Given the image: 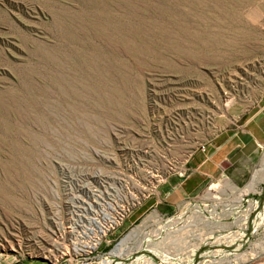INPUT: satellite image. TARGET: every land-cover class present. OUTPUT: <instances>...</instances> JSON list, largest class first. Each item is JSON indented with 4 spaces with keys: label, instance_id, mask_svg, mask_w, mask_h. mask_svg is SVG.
<instances>
[{
    "label": "rangeland",
    "instance_id": "rangeland-1",
    "mask_svg": "<svg viewBox=\"0 0 264 264\" xmlns=\"http://www.w3.org/2000/svg\"><path fill=\"white\" fill-rule=\"evenodd\" d=\"M263 96L264 0H0V264L248 256L264 240L263 113L248 122ZM233 136L252 157L242 186L221 177L175 209L140 208ZM102 209L115 220L86 251ZM198 217L209 227L161 243L170 255L151 246Z\"/></svg>",
    "mask_w": 264,
    "mask_h": 264
},
{
    "label": "crops",
    "instance_id": "crops-1",
    "mask_svg": "<svg viewBox=\"0 0 264 264\" xmlns=\"http://www.w3.org/2000/svg\"><path fill=\"white\" fill-rule=\"evenodd\" d=\"M257 108V113L248 122H255L262 113L264 117V96ZM237 140L236 136H233L220 145L209 142L208 145L213 147L210 155L198 150L193 152L186 161L184 171L169 176L159 186L157 193L146 200L140 208L151 204L162 211L175 209L183 202L196 198L206 185L221 177L228 178L237 187L242 186L248 172L243 167L248 165L252 157H246V160L242 161L238 158L237 153H242V148L247 150V146L243 145L241 148Z\"/></svg>",
    "mask_w": 264,
    "mask_h": 264
},
{
    "label": "bare ground",
    "instance_id": "bare-ground-1",
    "mask_svg": "<svg viewBox=\"0 0 264 264\" xmlns=\"http://www.w3.org/2000/svg\"><path fill=\"white\" fill-rule=\"evenodd\" d=\"M255 183H252L247 189H245V190H243V191H241L240 192V194L238 195V197L235 199V201H234V203L236 204V206L237 205H239V204H241V202H242V200H243V198L245 197V196H247L249 193H251L252 191L253 192H257V190L255 189ZM234 204V205H235ZM115 208H116V205L114 206ZM108 209H109V207H108ZM108 209H105V211H104V209H102L101 210V212H100V215L98 214V213H96L95 215H94V218L90 221L91 222V224H92V226H95L96 228H94V229H92V228H90V229H88L90 232H87V231H85V233L83 234V236H85V239H87L86 240V243H84L83 245H82V249H86V250H92V249H95L97 246H98V244H99V241H100V239H101V237H103L105 234H106V231L108 230V228H110L111 226H112V220L114 221L115 219L114 218H112V214L110 213L111 211H116L114 208H113V206L110 208V212L108 211ZM117 209V208H116ZM104 217L106 220L105 221H107L106 223H103V218L101 219L102 220V222H101V220H100V217ZM177 221H175V222H173V223H170L171 225H176L177 223H176ZM116 223V222H115ZM197 223H199V224H197ZM170 224H168V225H163V224H161V223H159V224H157L158 225V227L156 228V230L152 233V234H150V236L149 237H154V239L156 238V239H158V237H159V235L162 233V231L165 229V228H167L168 226H170ZM211 223H209L208 222V220L206 219V218H204V217H198L197 218V220H196V223L195 222H192V221H190V222H188V224H186V225H184V227H179V228H177V229H175V230H173V231H171V232H169L166 236H165V239L163 238V240L161 241V242H158L157 244H155V243H152L151 244V246L154 248V250H156V249H161L162 250V245L160 246V247H162V248H160L159 247V245L161 244V243H169V245H172V246H175V245H179V240H176L174 237H176L178 234H180L181 233V235L183 234V233H190L189 231H190V229H193V228H195L196 226L198 227V226H201V227H209V225H210ZM103 225V226H102ZM183 231H185V232H183ZM214 231H216V230H214ZM183 232V233H182ZM87 233V234H86ZM151 233V232H150ZM185 233V234H186ZM192 233H194V232H192ZM211 233V232H210ZM146 234V233H145ZM195 234V233H194ZM147 235V234H146ZM176 235V236H175ZM202 235H203V233H202ZM202 235H198L197 237L199 238V239H201V237H202ZM172 239V240H171ZM203 239V238H202ZM205 240V239H204ZM177 242H179V243H177ZM122 243V242H121ZM121 243H120V245H118V247L113 251V253H112V255L113 256H115V254L116 253H123V251L125 250V248H123V247H120L121 246ZM141 243H143V242H141ZM142 245V244H141ZM166 245V244H165ZM178 245H177V247H178ZM257 245V244H256ZM255 245V246H256ZM150 245H149V247H151ZM163 246H164V244H163ZM165 247V246H164ZM170 247V246H169ZM74 248H75V250H78L77 249V246H74ZM167 248V247H166ZM174 248V247H173ZM254 249L252 250V252H249L250 254L248 255V256H246V254L245 255H236V256H234L233 258H232V260H224V259H214V260H212L211 262H207L208 264H243L244 262H246V261H248V260H246V259H254L257 255H260L261 254V252L262 251H264V240L262 241V242H260L256 247H253ZM150 249H152V248H150ZM169 249V248H168ZM162 251H164V253L166 254V255H170V253L171 252H169L168 250H166L165 251V248H164V250H162ZM51 256V255H50ZM117 256H120V254H118ZM172 256V255H171ZM168 257H170V256H168ZM49 258H51L52 259V257H49ZM56 260V259H55ZM140 261H141V264H155L152 260H150V259H145V258H141V259H139ZM57 261V260H56ZM206 263V264H207ZM107 264H110V262L109 263H107Z\"/></svg>",
    "mask_w": 264,
    "mask_h": 264
},
{
    "label": "built area",
    "instance_id": "built-area-1",
    "mask_svg": "<svg viewBox=\"0 0 264 264\" xmlns=\"http://www.w3.org/2000/svg\"><path fill=\"white\" fill-rule=\"evenodd\" d=\"M207 146H208V144H206V145H202V146L199 148V151L202 152V153H205ZM110 228H111V227H110ZM85 250H86V249H85ZM85 250H84V252L87 251V250H86V251H85ZM78 254H79V253H78Z\"/></svg>",
    "mask_w": 264,
    "mask_h": 264
},
{
    "label": "water",
    "instance_id": "water-1",
    "mask_svg": "<svg viewBox=\"0 0 264 264\" xmlns=\"http://www.w3.org/2000/svg\"><path fill=\"white\" fill-rule=\"evenodd\" d=\"M213 147L211 145H208L205 151V155H210V153L212 152Z\"/></svg>",
    "mask_w": 264,
    "mask_h": 264
}]
</instances>
